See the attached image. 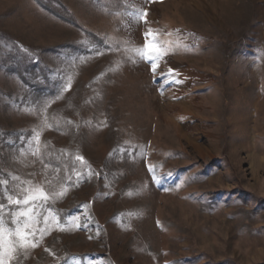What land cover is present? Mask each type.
Returning a JSON list of instances; mask_svg holds the SVG:
<instances>
[{"label": "rangeland", "instance_id": "rangeland-1", "mask_svg": "<svg viewBox=\"0 0 264 264\" xmlns=\"http://www.w3.org/2000/svg\"><path fill=\"white\" fill-rule=\"evenodd\" d=\"M2 180L10 264H264V0H0Z\"/></svg>", "mask_w": 264, "mask_h": 264}, {"label": "snow or ice", "instance_id": "snow-or-ice-1", "mask_svg": "<svg viewBox=\"0 0 264 264\" xmlns=\"http://www.w3.org/2000/svg\"><path fill=\"white\" fill-rule=\"evenodd\" d=\"M142 15L146 17L147 13L145 12ZM144 37V45L135 50L136 55L143 60L151 62L153 72H155L157 68L156 61L159 60L169 48L165 47V45L158 40L156 34L152 33L151 30L145 32ZM171 45L172 42L170 41L169 46ZM46 121L47 117H45V123ZM34 139L38 144L39 133L36 134ZM76 159L83 161V157L78 156ZM7 184V180L0 181V185ZM4 191L7 192V189L5 188ZM62 194L63 193L61 192L58 195ZM0 195H3V193H0ZM48 199L49 194L42 188L36 186L22 188L20 190V195L16 198L12 195L7 196L9 204L21 207L19 211H13L10 213L11 226H9V222L5 221L4 217L0 215V264H10L12 259L18 258L20 249L26 250L30 247L34 248L37 246L34 239L36 232L40 231L41 234H43L45 229H37L35 227L36 224L40 223L38 217L41 216V213L37 212L36 209L38 207H43ZM2 208L3 204H0V210H2ZM44 223H47V217L44 218ZM30 237L32 239H30Z\"/></svg>", "mask_w": 264, "mask_h": 264}]
</instances>
